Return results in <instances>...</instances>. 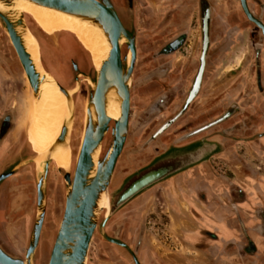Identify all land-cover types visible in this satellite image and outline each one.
<instances>
[{"label":"flooded vegetation","instance_id":"af4514ba","mask_svg":"<svg viewBox=\"0 0 264 264\" xmlns=\"http://www.w3.org/2000/svg\"><path fill=\"white\" fill-rule=\"evenodd\" d=\"M110 2L133 33L136 54L128 129L108 185L110 211L107 217L100 212L86 264H264V211L257 210L260 223L252 226L263 242L257 245L241 217L233 234L210 210L213 204L232 207L244 197L231 169L264 159L259 154L264 152V0ZM222 8L223 20L215 15ZM27 23L42 44L43 65L64 88L75 84L73 62L78 71L94 75L77 40L66 33L53 40ZM2 41L0 36V175L11 172L0 181V242L24 257L37 212L36 166L16 130L24 96L18 63L13 67ZM127 49L125 42L122 58ZM78 79L72 96L81 103L88 87ZM113 126L110 121L100 156ZM64 173L47 168L32 264L48 262L46 248H52L65 201ZM224 213L227 222L233 214ZM162 214L175 245L170 251L147 235L148 216L157 222Z\"/></svg>","mask_w":264,"mask_h":264},{"label":"water","instance_id":"95a60500","mask_svg":"<svg viewBox=\"0 0 264 264\" xmlns=\"http://www.w3.org/2000/svg\"><path fill=\"white\" fill-rule=\"evenodd\" d=\"M17 1L0 0V23L3 30L7 31L9 35L34 95L38 92L43 77L40 76V72L25 47L22 35L26 31V26L22 12L16 7ZM27 1L54 8L88 21L103 32L110 45L109 53L102 60L99 68H93V76L78 71L76 62L72 63V69L76 71V84L78 75H85L89 93L87 117L72 179H70L69 172L63 169L66 183L65 201L47 262V264H86L89 245L100 215L97 202L100 194L108 188L128 129L129 92L136 54L134 35L124 27L110 0ZM123 38L128 45L127 50L131 53L128 63L125 62V56L121 57L119 41ZM40 67L43 70L41 65ZM45 72L50 78L52 77L48 70ZM58 85L71 102V95L63 86ZM110 90H113L114 98L119 102L120 112L118 119L114 120L107 149L97 159L95 166L93 155L101 144L103 146V137L111 121V117L105 110L107 94ZM66 131L67 128L63 127L60 140L64 139ZM47 163L48 160L45 161L43 171H39L36 167L37 212L25 255L21 257L9 252L0 242V264H32L43 220V182L47 173ZM10 172L1 174L0 181ZM134 190L131 189L125 198L130 197Z\"/></svg>","mask_w":264,"mask_h":264},{"label":"bare ground","instance_id":"6f19581e","mask_svg":"<svg viewBox=\"0 0 264 264\" xmlns=\"http://www.w3.org/2000/svg\"><path fill=\"white\" fill-rule=\"evenodd\" d=\"M16 7L24 16L26 31H24L22 38L25 47L38 72H40V76L43 77L42 82L39 84L38 92L33 95L29 79L24 71L26 82L24 98H26L29 109V116L26 122L24 121V128L28 141L35 147L32 161L39 171L44 170L45 161L48 160L47 168L52 162L54 165L52 167L56 169H66L67 171L72 170V172H74L75 162L84 133L89 93L81 103L74 101L72 95L79 90L81 83V80L78 79V83L76 84L75 81L72 88H65L72 97V101H69L67 95L58 87L60 83L57 78L53 74H51L52 77L50 78L45 72L47 69L42 63V44L37 37V32L30 28L27 21L29 20L37 30H40L53 40L58 39L59 33H66V36H70L71 41L74 43L75 40H77L78 45H80L87 54L89 66L94 69H98L102 60L107 57L110 45L105 35L98 27L77 16L54 8L38 5L27 0H18ZM5 32L7 33V31ZM7 36L9 38L8 33ZM119 42L121 45L125 43L124 38ZM13 51L14 53L16 52L15 48ZM130 57L131 53L127 51L125 62L128 63ZM16 58H18V55ZM80 76L85 80V75L79 74L78 77ZM105 110L111 117V121L114 122V120L118 119L120 112L119 102L114 98L113 90H110L107 94ZM63 127H66L67 131L64 139L60 140L59 138ZM101 150L102 144L93 155L95 166L97 164V159L100 157L99 153H101ZM108 188L100 194L97 202L98 210L101 212L103 209L106 212L105 217L109 215L110 211Z\"/></svg>","mask_w":264,"mask_h":264},{"label":"crops","instance_id":"0c3cea01","mask_svg":"<svg viewBox=\"0 0 264 264\" xmlns=\"http://www.w3.org/2000/svg\"><path fill=\"white\" fill-rule=\"evenodd\" d=\"M259 154L264 157V152H259ZM261 161L264 162V159L261 158ZM256 162L251 160V166L246 167H235L231 169L233 172V180L235 183L242 189L244 197L240 200H236L234 206H230L225 203L219 205H211V211L216 213L218 216V221L221 222L222 227H226V232L235 234L238 231V226L234 223L236 222V217H241L244 222L248 225V228H252L253 225H259L260 220L255 216L257 210L264 211V163ZM220 172H223V169H220ZM210 206V205H209ZM228 211L229 214H233L227 222L224 221L223 215L224 212ZM229 216V215H228ZM226 218V215L224 216ZM224 223H223V222ZM229 232V233H230ZM249 235L252 239L255 240L256 244H263L260 242L261 238L253 231V228L249 231ZM239 247H235L234 250H238ZM238 257H235V259ZM239 262L236 259L235 263Z\"/></svg>","mask_w":264,"mask_h":264},{"label":"rangeland","instance_id":"374dc122","mask_svg":"<svg viewBox=\"0 0 264 264\" xmlns=\"http://www.w3.org/2000/svg\"><path fill=\"white\" fill-rule=\"evenodd\" d=\"M159 2H163V0H159ZM216 2L217 3L221 2V3L224 4L225 0H216ZM231 2H233V1H231ZM163 12H164L163 10L160 11V17L163 15ZM226 12H227V10L224 9V8L218 9V11H216V14H215L216 18H218V19L224 18V16H225L224 14ZM237 33H242V32L239 30V31H237ZM0 36L3 38V41H2L3 46L7 47L8 50H9V58L11 59V63L14 64L13 67L15 65H17V63H18V66H17V69H16V72H17L16 73L17 74L16 75V79L19 82L20 87L23 90V96L25 97L26 82H25V78H24V69H23L22 65L20 64L18 58H16L17 57L16 52L14 53L12 50H10L11 48L9 49L10 46L12 48H13V46H12L8 36H7V33L3 30L2 26H1V23H0ZM239 61H240V59H238V62ZM245 75L247 77V72H246ZM253 76H254V74L252 73L251 76H250L251 77L250 81H254V77ZM237 79H238V77H236L235 80H237ZM24 97H22V104H21V107H20V109L18 111L15 125H16L17 133L21 132L25 143L28 145L29 149L32 152H34L35 147H33L32 144L28 141V139L26 137L25 128H24L26 119L29 116L28 103H26V98H24ZM52 166H54V165L51 162L49 167L52 168V169H56L55 167H52ZM215 166H216L217 170H219V171H220V169H222L221 165L215 164ZM104 216H106V212L105 211H104ZM167 219L168 218L164 214H162V217L160 216V218L158 219L157 222H153V217L152 216H148V218L146 220L147 221L146 225L148 226L147 235L149 236V239H151V241L157 242L164 250L166 249V250L170 251V250H172V248H174L175 245H172L173 243L170 240L171 236L169 235V228H168V226L166 224ZM59 220H60V218H59ZM59 220H58V223H59ZM58 223H57V227H58ZM52 238H53V235L51 236V239ZM50 250H51L50 246H48L46 248V254H45L46 256L48 255V253L50 254ZM190 252H192V251H190ZM124 263L125 264H129V262L127 260ZM38 264H40V263H38Z\"/></svg>","mask_w":264,"mask_h":264}]
</instances>
